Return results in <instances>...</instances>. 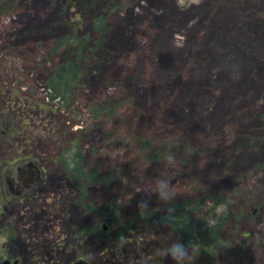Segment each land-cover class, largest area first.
<instances>
[{"label": "rangeland", "instance_id": "1", "mask_svg": "<svg viewBox=\"0 0 264 264\" xmlns=\"http://www.w3.org/2000/svg\"><path fill=\"white\" fill-rule=\"evenodd\" d=\"M0 13V175L35 162L40 178L12 199L8 227L23 239L91 264H176L177 234L133 222L122 237L95 232L91 205L118 198L122 219L189 192L227 196L217 264H264V0H5ZM103 17L106 33L92 31ZM87 35L80 84L68 107L46 79L63 61L57 39ZM116 105L95 116L96 104ZM150 151L174 153L149 161ZM79 152L103 183L79 189L65 163ZM26 232V233H25ZM191 264H204L196 252Z\"/></svg>", "mask_w": 264, "mask_h": 264}, {"label": "trees", "instance_id": "2", "mask_svg": "<svg viewBox=\"0 0 264 264\" xmlns=\"http://www.w3.org/2000/svg\"><path fill=\"white\" fill-rule=\"evenodd\" d=\"M13 6L0 0V13L12 11ZM92 31L97 34L106 33L103 17H97L92 23ZM87 35L78 36L75 30L60 36L55 49H63L65 57L63 61L53 65L46 79V87L49 91L48 97L57 100L60 106L68 107L76 87L80 84L82 75V63L87 51ZM116 109L115 104H96L92 108L95 116L101 112L112 115ZM151 142L139 139V150L149 161L156 162L164 156H170L175 147L170 144L167 149H156L150 151ZM65 163L69 177L79 189L84 188L83 182L103 183V178L95 170L84 168L79 152L73 151ZM264 169V164L258 166ZM98 217L95 232L107 233L114 230V238H119L129 231L133 222H141L143 225L164 224L177 234L176 244L191 245L190 250L202 258L204 264H217V260L223 257L225 240L223 230L229 217L228 198L221 193L201 192L197 195L189 192L179 199H167L160 208L153 209L149 206L132 216L124 222L121 206L118 198H114L110 204L90 206ZM217 209H221L218 213ZM263 264V263H260Z\"/></svg>", "mask_w": 264, "mask_h": 264}, {"label": "flooded vegetation", "instance_id": "3", "mask_svg": "<svg viewBox=\"0 0 264 264\" xmlns=\"http://www.w3.org/2000/svg\"><path fill=\"white\" fill-rule=\"evenodd\" d=\"M30 178L34 181L29 182ZM39 178V167L35 162L24 158L15 163H6L5 173L0 175V264H75L79 260L91 264L90 260L75 252L62 263L58 248L40 246L31 237L30 243L23 239L21 248L15 246L7 223L10 218L8 204L12 199L26 197Z\"/></svg>", "mask_w": 264, "mask_h": 264}, {"label": "clouds", "instance_id": "4", "mask_svg": "<svg viewBox=\"0 0 264 264\" xmlns=\"http://www.w3.org/2000/svg\"><path fill=\"white\" fill-rule=\"evenodd\" d=\"M199 0H178V6L181 9L190 7L194 4H198ZM221 209H217L219 213ZM191 245L173 244L165 252L166 255H170L176 264H191L192 252L190 251Z\"/></svg>", "mask_w": 264, "mask_h": 264}, {"label": "water", "instance_id": "5", "mask_svg": "<svg viewBox=\"0 0 264 264\" xmlns=\"http://www.w3.org/2000/svg\"><path fill=\"white\" fill-rule=\"evenodd\" d=\"M34 181V179L33 178H30L29 179V182H33ZM75 264H88V263H86V262H84V261H81V260H79V261H77Z\"/></svg>", "mask_w": 264, "mask_h": 264}]
</instances>
